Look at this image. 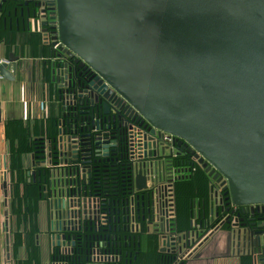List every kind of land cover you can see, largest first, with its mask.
<instances>
[{"label": "water", "instance_id": "water-1", "mask_svg": "<svg viewBox=\"0 0 264 264\" xmlns=\"http://www.w3.org/2000/svg\"><path fill=\"white\" fill-rule=\"evenodd\" d=\"M18 1L27 8L35 0ZM38 1L50 7L49 25L42 23L40 31L53 30L48 46L51 80L62 119L53 123L54 137L41 140L40 156L30 161L26 177L35 182L37 176V182L45 184V166H55L47 172L52 209L61 217L74 215L78 205L70 203L76 194L72 187L91 179L93 163L109 159L107 127L85 119L83 93L79 87L70 88L68 60L92 72L99 92L117 94L152 134L157 130L184 143L208 178L217 183L223 179L220 184H226L231 206L264 208V0ZM4 3L0 0V15L16 16L15 9L2 11ZM23 15L21 22L28 29V9H20ZM16 61L18 57L6 55L0 78L13 81ZM138 155L140 160L133 152L129 157L132 198L124 202H130L131 218L116 219L122 227L116 228L115 264H128L132 242H138L133 233L143 224L148 237L159 239L162 254L186 252L196 241L191 219L187 232L176 230L172 167L167 168L168 189L161 188L156 168L145 161L156 158L155 151ZM1 165L5 168L4 158ZM0 189L4 264H10L7 171L2 172ZM121 204L112 203L116 214ZM196 206L192 203V211ZM259 224L235 221L228 230L244 243L250 264L264 263V229ZM54 229L64 227L54 224ZM59 238L65 244L59 235L52 239Z\"/></svg>", "mask_w": 264, "mask_h": 264}, {"label": "flooded vegetation", "instance_id": "flooded-vegetation-1", "mask_svg": "<svg viewBox=\"0 0 264 264\" xmlns=\"http://www.w3.org/2000/svg\"><path fill=\"white\" fill-rule=\"evenodd\" d=\"M21 4L18 0H5L2 11L15 9L17 12L21 8L22 11L28 9L30 15L27 32L35 34L42 41L45 39L53 41V30L45 34L40 31L42 23H45L46 26L49 25L48 9L50 7L46 6L44 1L39 2L38 0L28 3L27 8L22 7ZM2 16L0 15L1 22L5 20L1 19ZM66 63L70 74V88L79 87L83 93L85 119L107 127L105 132L110 135L108 140L109 159L93 163L91 179L86 183H79L78 186L72 187L75 188L76 194L71 198L72 202L70 203L78 205V208L74 215H68L70 220L66 222L67 226H62L63 223H61L60 227H64V230L56 231L54 229L56 217L52 209L51 187L46 183L44 189H41L42 198L40 201L47 205V210L44 213V233H42L45 250L43 257L34 264H53L54 261L65 264H109V261L108 263L92 261L89 256L91 250L97 246L96 243L100 241V238L102 239V233L98 229V221L101 213H106L109 218L108 225L112 222L115 215L113 214L114 209L117 208V206L112 205L115 200H118L119 204L122 202L118 207L119 215L121 217H129L130 215L131 217L130 202H124L128 198H132V195L128 194L131 186L129 157L132 152L143 149L156 153L157 157L150 159L152 162H149V167L153 170L156 168V180L159 187L162 188L168 183L167 168L172 167L174 171L172 174L174 178L173 199L177 200L179 196L183 201V197H187V202L184 204V216L193 221L195 224L193 231L197 232L196 241L189 250L184 252L185 250L182 249L181 251L175 250L174 253H164L162 254L164 255L163 260H157L156 264H184L194 255L193 246L196 243L201 246L215 231L232 229L235 221H237V225L243 221L247 226L249 225L248 222L253 219L256 223H260L259 227L264 229V208L248 206L233 209L229 204L228 196L218 192L216 179L210 182L207 176L206 189H204L202 197L198 198L196 209L192 211L193 193H185L181 186L176 185L181 180L191 178L192 174L201 170L200 164L197 162L198 159L194 157L191 150L180 140L169 137L163 132L155 130L152 134L149 125L138 114L130 112L129 106L117 94L113 91L109 92L110 94H105L108 93V89L103 90V92L96 89L99 88L100 84L92 72L87 69H77L70 60ZM102 94L105 95L104 98ZM105 110L106 113H104ZM60 118L62 119V117ZM91 133L95 132L92 131ZM156 142L161 143V146H158ZM117 157L116 162L111 161L112 158ZM135 157H140V155L137 154ZM152 164L154 165L152 166ZM80 166V164L77 165L79 170ZM44 170L49 171L50 165L45 166ZM84 194L86 195L84 196ZM133 200L136 198L133 197ZM122 212L124 213L122 214ZM125 222L123 224L128 225V222ZM146 230V225L143 224L139 226V232L133 233L135 237L138 236V242L133 241V246L128 251L126 260L129 261V264H146L148 261L144 255L141 242L142 234L143 237H147ZM56 235L64 237L65 244L60 245L61 247L57 246V243L62 242L60 238L59 240L52 239ZM199 236L201 237L199 238Z\"/></svg>", "mask_w": 264, "mask_h": 264}, {"label": "crops", "instance_id": "crops-1", "mask_svg": "<svg viewBox=\"0 0 264 264\" xmlns=\"http://www.w3.org/2000/svg\"><path fill=\"white\" fill-rule=\"evenodd\" d=\"M25 10L23 9V12ZM5 16V15H4ZM2 16L0 21V61L7 54L18 57L13 81L0 78V185L3 171L10 173L9 157L17 147V137H47L54 130L53 123L61 117L62 109L57 100V90L52 82L50 66V48L45 46L35 34L27 32L19 9L16 16ZM16 19L18 22H16ZM3 141V144H2ZM4 158L5 168L1 162ZM183 188V187H182ZM184 190V188H183ZM9 199V196H8ZM187 197H183L186 204ZM193 204L198 202L193 196ZM8 206V200H7ZM9 217V251L10 264H15L12 256ZM201 236H199L200 238ZM144 255L148 258L146 264H156L160 241L151 237H142ZM13 243V240H12ZM244 243L235 240L226 229L215 231L210 237L195 249L194 255L184 264H246ZM157 253H159L157 255ZM0 264H4V240L2 229V196L0 189ZM258 264H264L262 262Z\"/></svg>", "mask_w": 264, "mask_h": 264}, {"label": "trees", "instance_id": "trees-1", "mask_svg": "<svg viewBox=\"0 0 264 264\" xmlns=\"http://www.w3.org/2000/svg\"><path fill=\"white\" fill-rule=\"evenodd\" d=\"M1 30H0V41H1ZM54 137L52 133H48L47 139ZM17 147L12 151L9 157L10 165V175H9V199H8V212L9 217H12V223L10 226L11 234V245H12V256L14 258L15 264H34V262L40 260L44 255L45 241L42 238V233H44V221H45V210H47V205L40 201L41 189L45 186L48 180L47 172H45L46 183L27 181L26 172L32 168H29L28 164L32 159L40 156L39 149L41 147L42 141L46 138H38L34 140V137H17ZM42 140V141H41ZM118 159V157H117ZM52 162L53 158H51ZM28 164V166H27ZM197 172V173H196ZM192 174L191 178H185L181 182L177 183V186L184 188L185 193H193L197 195V198H201L204 189H206V174L198 170ZM41 175V179H42ZM192 196V198H193ZM189 209V208H188ZM185 206L181 201L180 197L176 200V230L179 232H187L189 229L188 223L189 219L184 216ZM20 220V222H19ZM121 230V228H120ZM22 235L24 237L22 238ZM18 235V236H17ZM15 236V237H14ZM144 235L142 234L141 237ZM14 237V238H13ZM148 237V236H147ZM24 241L25 248V258L21 259L19 245L21 241ZM156 239V237H154ZM13 240V243H12ZM159 253H157L158 255ZM158 260H163L164 255L159 254ZM20 258V260H19ZM129 262L128 260H126ZM129 264V263H128ZM246 264H250L247 259Z\"/></svg>", "mask_w": 264, "mask_h": 264}, {"label": "built area", "instance_id": "built-area-1", "mask_svg": "<svg viewBox=\"0 0 264 264\" xmlns=\"http://www.w3.org/2000/svg\"><path fill=\"white\" fill-rule=\"evenodd\" d=\"M52 42L53 41L45 39L43 43L45 45L49 46L50 43H52ZM57 46H59V43H57L54 48H56ZM54 48H52V49H54ZM1 62L2 61H0V63ZM165 135H167V134H165ZM168 136L176 139L173 136H170V135H168ZM177 140H179V139H177ZM45 142H47L46 139H45ZM156 144L158 146H161V143H159V142H156ZM144 150L145 149L137 150V152H133L134 159L142 158L141 155H140L141 157H135V155L140 154L141 152L148 153V151H144ZM149 152H151V151H149ZM150 159H152V158H145V161H150L151 162ZM154 159H156V158H154ZM138 160H140V159H138ZM47 165H50V164H47ZM52 168H55V166L50 165V169H52ZM211 169L212 168H210V170ZM208 180L210 182L213 181L210 178H208ZM222 181H223V179H221L217 183L218 184V192L225 195V192L227 190L226 189L224 190L223 188H224V186L226 184L224 183L223 185H221L220 183ZM173 183L174 182H172L171 185H173ZM167 185H169V184H166L164 186L167 187ZM167 189H168V187H167ZM226 196H228V195H226ZM231 207L233 209H241V208H236V207H233V206H231ZM56 212H57V215H56ZM53 213H54V215L56 217L55 224L61 225V223H63L62 226H67L66 222H68V220H70L69 216L65 215L66 217H61L60 214H59L60 212L56 211L55 209H53ZM113 214H115L114 217L112 218L113 220L108 225L109 218H108L107 214L106 213H101V217L99 218L100 220L98 221V229H99V232L102 233V239L100 238V241H98L96 243L97 246L95 247V249L91 250V252L89 253L90 259L92 261H100L101 263H108V261H109V264H115L117 262L116 260H117L118 255L116 254V251H117L118 248L116 246V237L115 236H117L116 228H117V226H119V228H121L122 227V222L120 220H119V222L116 221L117 218L121 217L119 214H116L115 212H113ZM129 218H131L130 215H129ZM62 220H65V221H62ZM252 220H250L248 223L249 224L252 223ZM241 222H243V221H241ZM128 223H130V221H128ZM253 223H256L255 220H253ZM60 245H61V243L59 245H57V246L61 247ZM53 264H65V263H60L58 261H54Z\"/></svg>", "mask_w": 264, "mask_h": 264}, {"label": "rangeland", "instance_id": "rangeland-1", "mask_svg": "<svg viewBox=\"0 0 264 264\" xmlns=\"http://www.w3.org/2000/svg\"><path fill=\"white\" fill-rule=\"evenodd\" d=\"M44 138H46V137H44ZM44 142H45V140H44ZM28 164H30V162H29ZM28 164H27V166H28ZM19 222H20V220H19ZM17 236H18V235H17ZM21 236H22V238L24 237V235H22V234H21ZM14 237H15V236H14ZM14 237H13V238H14ZM24 241H25V240L22 239V241H21V243H20V245H19V247H21V248L19 249V250H20V255H19V256H21V257H20L21 259L24 257V260H26L27 257L25 258V256H24V254L26 253V252L24 251L25 248H24V246H23V245H24ZM20 258H19V260H20ZM14 262H15V261H14Z\"/></svg>", "mask_w": 264, "mask_h": 264}]
</instances>
